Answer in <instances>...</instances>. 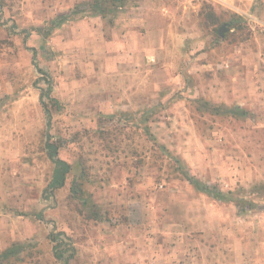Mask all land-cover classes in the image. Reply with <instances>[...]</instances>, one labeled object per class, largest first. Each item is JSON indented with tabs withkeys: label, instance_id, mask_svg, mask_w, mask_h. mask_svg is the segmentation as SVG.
<instances>
[{
	"label": "rangeland",
	"instance_id": "obj_1",
	"mask_svg": "<svg viewBox=\"0 0 264 264\" xmlns=\"http://www.w3.org/2000/svg\"><path fill=\"white\" fill-rule=\"evenodd\" d=\"M87 1L0 0V237L28 243L27 264H263L264 0H129L115 15L147 10L158 36L128 57ZM47 134L75 166L53 192ZM175 155L253 208L197 191ZM81 159L85 204L70 197Z\"/></svg>",
	"mask_w": 264,
	"mask_h": 264
},
{
	"label": "trees",
	"instance_id": "obj_2",
	"mask_svg": "<svg viewBox=\"0 0 264 264\" xmlns=\"http://www.w3.org/2000/svg\"><path fill=\"white\" fill-rule=\"evenodd\" d=\"M128 1L129 0H88L86 4V11H88L93 16L107 18L109 15L114 16L115 13ZM65 21V19H62L53 22L56 26H59ZM224 22L227 23L230 28H239L241 26L240 24L243 22V18L242 16L233 14L229 20ZM52 28L53 27L47 29L45 37H48L51 34ZM39 30H41V28ZM51 100L54 104H56V106L59 107V105H57L58 101H56L54 98ZM196 101L198 103V108L207 109V111L213 113L214 115L227 114L232 116H248V110L241 107L233 108L226 105L211 104L203 99H197ZM62 147V140L58 139L57 141H53L50 139V134H47L45 151L49 159L53 162L54 166L51 181L49 183V188L52 192L65 186L69 174H71L75 168L73 164L59 156V152ZM174 159V166L171 165L172 172H175L178 178L189 181L197 191L207 194L215 200H219L222 202H234L236 205L243 209L253 208L254 202L252 200L246 199L244 197H236L233 191H223L215 186H211L208 183L203 182L201 179L191 174L186 166V162L184 161V159H182L181 156L175 155ZM81 160L79 163V168L81 169L82 174H78L72 181L70 186V197L73 200L82 201L83 204H85L87 203L89 198L84 186V180H82V178L85 177L84 174L86 171V166L84 165L85 162L83 161V159ZM252 192L264 199V183H255L252 186ZM57 239V235L55 233H52L51 240L54 243V256L58 259H61L64 257V252L60 249L61 241L60 243H57ZM28 248L29 244L26 242L13 241L10 245L0 251V264H22L26 262V252Z\"/></svg>",
	"mask_w": 264,
	"mask_h": 264
},
{
	"label": "crops",
	"instance_id": "obj_3",
	"mask_svg": "<svg viewBox=\"0 0 264 264\" xmlns=\"http://www.w3.org/2000/svg\"><path fill=\"white\" fill-rule=\"evenodd\" d=\"M125 5L123 7H125ZM117 13L118 11L116 12V14ZM148 15L149 13L147 12V10H144V12L142 13H138V15H133V16L127 15L122 19H119L117 15H114L115 18L113 22L114 26L112 29H110L111 40H109L107 37V44L112 49L118 51L117 54L118 56L120 55H123L124 57L133 56L137 53V51H141L144 53L150 52V47L149 45H147V42H149L151 38L150 34H152L153 36L154 35L158 36V35L157 33H154L151 30V25L148 19ZM93 17L104 20V18L100 16H92V17L90 16L91 19ZM108 31L109 30H107L106 32ZM12 235L14 236V238L17 236L15 232ZM10 244L7 243L4 237L3 238L0 237V251ZM259 252L261 254L260 258H262V263L264 264V246L259 248ZM125 257L127 256H124V258ZM22 264H27V263H22Z\"/></svg>",
	"mask_w": 264,
	"mask_h": 264
},
{
	"label": "water",
	"instance_id": "obj_4",
	"mask_svg": "<svg viewBox=\"0 0 264 264\" xmlns=\"http://www.w3.org/2000/svg\"><path fill=\"white\" fill-rule=\"evenodd\" d=\"M228 30V28L225 25H222V27H220L219 29V34L223 37L224 36V32Z\"/></svg>",
	"mask_w": 264,
	"mask_h": 264
}]
</instances>
